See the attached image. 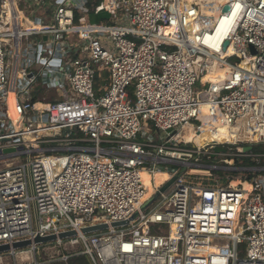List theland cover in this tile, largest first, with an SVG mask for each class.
Wrapping results in <instances>:
<instances>
[{
    "label": "built area",
    "instance_id": "built-area-1",
    "mask_svg": "<svg viewBox=\"0 0 264 264\" xmlns=\"http://www.w3.org/2000/svg\"><path fill=\"white\" fill-rule=\"evenodd\" d=\"M17 1L0 0V246H11L14 264L22 253L20 264H264V166H236V157L259 162L247 145L264 142V0H104L95 14L107 11L114 25L93 24L89 0H23L53 13L35 32L22 30ZM34 36L47 37L49 57ZM35 65L62 100L32 102ZM97 78L106 84L96 88ZM152 128L161 143L139 138ZM190 130L211 138L200 145ZM220 145L227 151L215 152ZM204 156L221 161L196 160ZM197 168L242 174L207 185L195 182ZM157 173L168 180L156 185ZM101 224L109 228L84 232ZM67 232L76 235L60 238ZM26 240L27 250L13 248ZM0 264H9L2 255Z\"/></svg>",
    "mask_w": 264,
    "mask_h": 264
},
{
    "label": "crops",
    "instance_id": "crops-1",
    "mask_svg": "<svg viewBox=\"0 0 264 264\" xmlns=\"http://www.w3.org/2000/svg\"><path fill=\"white\" fill-rule=\"evenodd\" d=\"M103 1L104 0H99V2L93 4V7H89L90 8V16H91L90 20L93 24L114 25L115 22L111 18L110 14L107 11L102 12L101 14H98V15L95 14L96 6L101 4ZM16 13H17L18 20L20 19V15H21L20 13L24 14V17L29 24V28L38 29V27H37L38 25L40 26V28L44 27L46 25H49V24L44 23L45 20H48L51 23L54 21L53 13L50 10V8L40 7V6L36 5L35 3L26 2L23 0L17 1ZM19 23H20V20H19ZM21 28L23 31L35 32L34 30H29V28H27V26H25V25H23V26L21 25ZM9 29L12 30V26L11 27L9 26ZM44 38H46V40ZM30 39L33 40L34 44L39 46L40 48L43 46V48L46 49L48 46L47 45L48 39L46 36L42 37V38L34 36V37H30ZM25 42H27V41H25ZM7 48L10 49L9 65H10V67H12V72L15 73L17 66H18V59L13 55L12 48L11 47H7ZM44 52H46V50ZM46 57H49V56H46ZM19 63H20V61H19ZM41 69H42V67L40 65H35L30 69V72H32L30 74V76L33 77V75H35L38 79L30 88V96H31L32 102H34L33 101V98L35 96L34 93L37 91L43 95L42 98L39 99V101L37 103L52 102L51 100H56V102H58V101L62 100V98H61L62 95H61V97L59 95H54V92H57V91L60 92L59 87L50 88L42 82V80L40 78ZM39 80L41 81L40 86L38 84ZM38 86H39V88H36V90H35L34 88L38 87ZM9 105H10V108L8 111H10V115L12 117V120L17 122L19 116L15 110L13 97H11L9 99Z\"/></svg>",
    "mask_w": 264,
    "mask_h": 264
},
{
    "label": "rangeland",
    "instance_id": "rangeland-1",
    "mask_svg": "<svg viewBox=\"0 0 264 264\" xmlns=\"http://www.w3.org/2000/svg\"><path fill=\"white\" fill-rule=\"evenodd\" d=\"M44 23L45 24H51V22L48 21V20H45ZM5 50H6L5 52H6V56H7L8 62H9L10 49L6 47ZM44 56H50V52L48 51V48H47V51L44 52ZM128 93H129V95L131 97L132 104H134L135 101H136L135 88L134 87H130V89L128 90ZM54 95H59L61 97L62 94H61V92L57 91V92H54ZM61 98H63V96ZM193 123L196 124V122H193ZM139 138L142 139V140H145V141H150L153 138L154 139L153 141H155L157 143H161V135L158 134L157 132H155V130L153 128L151 129L150 133L146 134V137H142L141 138V136H140ZM260 149H261V151L264 152V144L260 146ZM226 151H227V149H226ZM21 159H22V161L26 160L25 157H21ZM196 160L197 161L200 160L199 163H203V161L201 159L196 158ZM220 161L221 160H219V162ZM221 165L225 166L224 163H222ZM4 166L5 165L3 163H0V168H2ZM200 170L201 169H198V168L197 169H193V175H198L199 176V178L195 179L196 183H205L207 185H223V186H227L230 183L229 179L231 178V176H234L231 172L230 173H224V172L219 173V172L215 171V172H209L208 173L206 171H200ZM241 174L242 173H239L238 175L240 176ZM234 177L236 178L237 176H234ZM197 179H199V180H197ZM235 183H236V180L233 182V186H237ZM151 195H152V192H149L148 193V197H150ZM102 215L99 214V215H97V217H100ZM75 216H81L82 217L84 215L75 214ZM27 249L28 248L18 249L17 252H23V251H25ZM0 255L3 256L4 261L8 262L9 264H14V257L11 254L10 251L2 252ZM17 259H18V263L20 264L22 261H26L28 259V255L26 253L18 254L17 255Z\"/></svg>",
    "mask_w": 264,
    "mask_h": 264
},
{
    "label": "bare ground",
    "instance_id": "bare-ground-1",
    "mask_svg": "<svg viewBox=\"0 0 264 264\" xmlns=\"http://www.w3.org/2000/svg\"><path fill=\"white\" fill-rule=\"evenodd\" d=\"M20 14H21L20 15V19H19L20 20V24L22 26L25 25V26H27V28H29V24H28L27 20L25 19L24 14H22V13H20ZM10 27H11V24H10ZM37 27H38V29L40 28L39 25ZM38 29L29 28V30H34V31H36ZM174 30H175L174 27H168V28L165 29V32L167 34H169V33H172ZM64 56L67 59L74 58L76 56V53L73 50H70V49L67 48L66 51H65ZM211 79H212V77L208 75V76H206V78L203 81H204V83H206V82H209ZM11 97H13V95H11L10 98ZM8 114L10 115V111H8ZM10 118H12L11 115H10ZM19 120L20 119L18 118L17 121H19ZM184 135H185V137L188 140H195L196 143H198L200 145L205 144L211 138L206 133L199 134V135L196 136V134H195V132L193 130L185 131ZM27 138L29 140L34 141V136L33 135H28ZM216 140H218L220 142H232V138L229 135H227V134H225V135L222 134L221 136L216 137ZM142 177H143V181H144V183H145V185L147 186V189H148L146 198H149L148 197V193L149 192H152V194L154 193V188H153L152 183H151V177L152 176L148 172L143 171L142 172ZM168 178H169V175L167 173H157L156 176H155L156 185L163 184L166 180H168ZM235 184L238 185V184H240V182L236 181ZM245 187L248 188V189L251 188V186L249 184H245Z\"/></svg>",
    "mask_w": 264,
    "mask_h": 264
},
{
    "label": "trees",
    "instance_id": "trees-1",
    "mask_svg": "<svg viewBox=\"0 0 264 264\" xmlns=\"http://www.w3.org/2000/svg\"><path fill=\"white\" fill-rule=\"evenodd\" d=\"M89 7H93V4L99 2V0H89ZM39 83V86L41 85V81L39 80L38 81ZM103 84H106V81H104V79L102 78H97V81H96V88H99L101 85ZM38 87H35L34 89L36 90V88H39ZM34 98H33V101L34 102H38L39 99L42 98V94L40 92H35L34 93ZM52 102H56V100H51ZM264 142L262 143H259V144H252V145H247V148L251 150V153L252 154H256L258 156H261L260 159H259V162H256L252 159V157H236V166L237 167H255V166H264V152L261 151L260 149V146L263 145ZM226 146H217L215 148V152L219 153V152H224L226 151ZM202 161L205 162V163H208V164H213V163H217L219 158H217L216 156H204V157H201ZM222 173V172H220ZM240 172H232V174L234 176L238 175ZM264 174V173H263ZM244 175H248V179L252 178V173H244ZM58 264H62V263H58ZM68 264H89L88 260L86 257L84 256H81V257H73L71 259H69L68 261Z\"/></svg>",
    "mask_w": 264,
    "mask_h": 264
},
{
    "label": "water",
    "instance_id": "water-1",
    "mask_svg": "<svg viewBox=\"0 0 264 264\" xmlns=\"http://www.w3.org/2000/svg\"><path fill=\"white\" fill-rule=\"evenodd\" d=\"M224 11L227 12L229 11V7H225L224 8ZM46 40V38H44ZM229 45V42H226L225 43V47H227ZM251 149V148H250ZM12 152H15V149L13 148H10V149H5L4 150V153L5 154H8V153H12ZM177 179V176H175L171 181H169L167 184H165L159 192L156 193V195L147 203L143 206L142 208V211H145L151 204H153L161 195V193H164L166 192L173 184L174 182L176 181ZM139 216V213H136L132 218L131 220H135L137 217ZM128 224V222H122V223H114L112 226L113 227H121V226H124ZM109 226L107 224H101V225H96V226H92V227H88L86 229H84V232L85 233H97V232H100V231H103V230H106L108 229ZM76 233L75 232H67V233H63L60 235V238H67V237H72V236H75ZM57 237L56 236H50V237H40L38 236L34 243L36 244H43V243H47V242H52L54 240H56ZM33 244V242L31 240H26V241H21V242H17L15 244H13V248L15 250H18V249H24V248H28L30 247L31 245ZM8 251H11V246L9 245H2L0 246V253L2 252H8Z\"/></svg>",
    "mask_w": 264,
    "mask_h": 264
}]
</instances>
